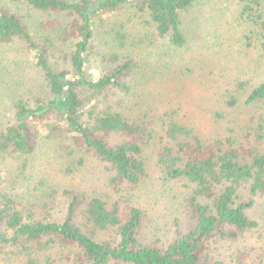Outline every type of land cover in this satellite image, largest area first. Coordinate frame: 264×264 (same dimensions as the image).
I'll return each mask as SVG.
<instances>
[{"label": "trees", "instance_id": "obj_1", "mask_svg": "<svg viewBox=\"0 0 264 264\" xmlns=\"http://www.w3.org/2000/svg\"><path fill=\"white\" fill-rule=\"evenodd\" d=\"M11 2L71 17V23L57 32L56 42L64 47L76 42L70 68H53L49 60L58 52L56 42L49 38L36 42L21 16L8 7L0 10V42L17 39L35 55L47 89L33 107L17 100L13 124L0 128V155L12 156L18 175L28 170L42 174L18 196L8 187L0 188V264H224L210 255L213 243H236L259 228L248 210L255 199L264 198V155L252 150L246 158L230 136L224 142L204 143L194 127L179 121L184 110L180 105L171 106L172 111L154 126L149 110L143 111L142 123L131 124L101 103L114 92L128 94L132 75L160 45L168 49L163 55L171 58L160 70L171 71L174 64L183 76L190 73L178 62L186 43L181 16L196 0ZM231 2L247 29L244 39L264 50V0ZM110 15L115 22L106 32L113 50L109 65L96 80L89 79L86 63L94 47V30H100ZM237 87L250 90L246 104L264 110V81ZM227 104L234 106L235 98L229 97ZM262 120L258 132L264 130V114ZM37 123H46L40 140ZM263 138L259 132L255 142ZM144 148L159 149L155 167L163 182H182L187 190L183 221L175 222L174 237L164 244L143 234L147 214L138 202L131 203L148 178ZM84 153L103 165L102 182L99 179L95 188L84 186L77 175ZM49 170H57L62 180L48 186ZM3 174L0 171V186ZM113 197L117 198L111 201ZM243 254H231V262L264 264V240L247 256L249 261Z\"/></svg>", "mask_w": 264, "mask_h": 264}, {"label": "rangeland", "instance_id": "obj_2", "mask_svg": "<svg viewBox=\"0 0 264 264\" xmlns=\"http://www.w3.org/2000/svg\"><path fill=\"white\" fill-rule=\"evenodd\" d=\"M4 7L21 16L36 42L44 38L56 42L57 32L72 20L61 14L35 11L11 0H0V10ZM112 16L105 19V25L100 30L99 27L94 30V47L86 63L89 79L96 80L101 70L109 65L113 50L108 44L106 32L115 22ZM244 28L231 0H196L194 6L181 16V30L186 43L178 53L183 60L178 62L187 65L190 73L183 76L176 71L177 66L174 64L171 71L160 70L162 64L170 65L171 59L163 55L168 49L160 45L155 51L156 58L145 56L141 64L143 67L132 75L129 83L131 91L126 95L120 91L112 93L108 100H101V103L104 102L102 107L107 106L114 112L122 113L131 124L142 123L144 119H140L143 111L149 110L155 116L150 119L154 121L153 125L159 126L160 116L172 111L171 106L172 109H178L180 105L184 110L177 118L183 124L194 127L195 133L204 143L214 140L224 142L230 136L233 146L246 158L252 150L264 155V138L255 142L257 133H264V130L258 132L257 126L263 121L264 110L258 104H246L250 90H238L237 87L244 82L255 84L264 81V50L254 41L251 43L244 39L247 34ZM74 42L76 40L69 42L67 47L56 42L58 52L49 60L53 68H70L69 55ZM35 63V55L19 40L0 42V128L13 124V104L17 100L28 102L33 107L36 99L47 95L45 81ZM229 97L235 98L234 106L227 104ZM45 124L35 125L38 140L47 132ZM144 150L148 178L136 191V197L131 198V203L138 202L147 214L143 234L150 240L159 238L160 244H164L173 239L178 227L175 222L183 221L182 198L187 190L182 182H163L155 167L157 150ZM82 157L85 162L77 173L79 180L84 186L95 188L99 179L102 182L103 165L92 154L84 153ZM16 165L10 154L0 155V171L5 173V184L0 188L8 187L18 196L26 185L38 181L42 174L35 176L28 170L18 175ZM55 171L49 170L46 176L48 186L54 185L56 180H62ZM9 175L13 179H9ZM243 194L245 199L249 196L247 192ZM116 198L113 197L111 201ZM124 206L121 204L119 208L123 209ZM248 215L259 224V228L248 232L236 243H213L210 250L212 258L224 264H233L231 254L244 251L243 255L247 257L252 254V250L262 245L264 198L255 199V205L248 210Z\"/></svg>", "mask_w": 264, "mask_h": 264}]
</instances>
